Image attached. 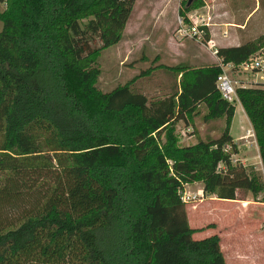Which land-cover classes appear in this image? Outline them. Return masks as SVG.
I'll use <instances>...</instances> for the list:
<instances>
[{"label": "trees", "instance_id": "16d2710c", "mask_svg": "<svg viewBox=\"0 0 264 264\" xmlns=\"http://www.w3.org/2000/svg\"><path fill=\"white\" fill-rule=\"evenodd\" d=\"M3 1L0 214L17 211L0 219V264H225L216 233L192 237L202 227L188 224L180 197L192 181L225 200L264 190L252 165L231 162L220 65L168 67L178 78L153 99L129 82L102 91L97 50L120 38L133 0ZM263 44L260 34L215 55L236 65ZM234 93L264 174V82ZM200 105L202 120L223 118L219 134L180 144L176 120Z\"/></svg>", "mask_w": 264, "mask_h": 264}, {"label": "rangeland", "instance_id": "374dc122", "mask_svg": "<svg viewBox=\"0 0 264 264\" xmlns=\"http://www.w3.org/2000/svg\"><path fill=\"white\" fill-rule=\"evenodd\" d=\"M185 6L187 9H184ZM3 7L4 1L0 0V10ZM182 10L184 14L180 13ZM195 19L199 23L207 22L208 25L204 26L207 36H221L222 42L255 39L260 34L264 35V0H133L120 38L97 50L96 87L105 91L129 82L134 90L145 93L148 99L167 94L169 85L178 78V74L168 67L180 63L197 66L212 59L213 55L208 49L183 33L185 25ZM253 54L262 60V67H230L229 75L235 77L241 74L249 78L254 71L264 70V44ZM142 69H148V72L139 74ZM238 69H242L243 73ZM232 104L235 112L230 131L234 136L238 131H244L247 135L249 125L244 118L245 113L243 115L239 110L236 98ZM204 110V106L200 105L197 114L176 120L174 128L180 144L219 134L223 118L202 121L201 113ZM235 147L236 151L230 153L231 162L252 165L263 178L252 135L238 139ZM218 167H223L222 163ZM185 184H182L183 191L189 194L198 192L199 181L188 188ZM238 196L242 199L225 200L212 194L202 197L195 195L194 200L184 202L188 224L191 227H202L194 231L192 237L200 238L216 233L226 264L232 263V247L246 252L254 251L260 258L264 257V190L255 197L241 191ZM5 208L6 212L0 214L2 221H7L17 211L16 207Z\"/></svg>", "mask_w": 264, "mask_h": 264}, {"label": "crops", "instance_id": "0c3cea01", "mask_svg": "<svg viewBox=\"0 0 264 264\" xmlns=\"http://www.w3.org/2000/svg\"><path fill=\"white\" fill-rule=\"evenodd\" d=\"M215 43V46H221V45H230V44H237L239 42H222V39L223 37L219 36V37H211ZM219 42V43H218ZM218 44V45H217ZM202 45V44H201ZM203 46V45H202ZM204 47V46H203ZM212 59L209 60V61H205L203 63H201V65H204V64H210V63H218L221 67V71H223L227 77L231 80L232 84L234 85H249V84H252V82H264V78L262 77V70H258V71H254V73L250 74V77L248 78L247 75H241V74H237L235 77H232L231 75H229L228 71H229V68L230 67H240L239 64H236V65H233L232 63L230 62H227V63H220L218 57L214 54H212ZM243 69V68H242ZM242 69H238V71H240L241 73H243V70ZM245 73V72H244ZM263 73H264V70H263ZM245 78H248L246 79L245 81ZM248 80L251 82H248ZM237 100V98H236ZM238 101V100H237ZM238 104H239V110L242 111L243 115H244V111L238 101ZM234 112H235V106H234V110H233V114H232V117H231V120H230V124H229V134L231 135L232 137V140L234 142H236L238 139H241V138H245L246 136L249 135H252V138L254 140V136H253V133H252V129H251V126H250V123L248 121V125H249V132L247 133H244V131H238L237 134L234 136L232 134V132L230 131L231 129V125H232V118H233V115H234ZM244 118L248 120V118L246 117V115H244ZM204 121V120H202ZM245 130V129H244ZM254 146L256 148V151H257V145H256V142L254 140ZM257 155H258V151H257ZM258 159H259V156H258ZM193 183H198V181H192V182H188L186 183V188H188V186H190L191 184ZM200 184L198 185V192L196 191H193L195 192L196 194H199L201 193V182H199ZM187 218V221H188V217L186 216ZM193 233V232H192ZM220 246V245H219ZM223 255V254H222ZM263 257V256H262ZM260 258V255L256 254L254 251H250V252H246L244 250H242L241 248L239 249H236L234 247L231 248V255H230V258L232 259V263L231 264H264V257L263 258ZM224 258V257H223ZM225 261V260H224ZM226 264V262H225Z\"/></svg>", "mask_w": 264, "mask_h": 264}, {"label": "built area", "instance_id": "2783aa9c", "mask_svg": "<svg viewBox=\"0 0 264 264\" xmlns=\"http://www.w3.org/2000/svg\"><path fill=\"white\" fill-rule=\"evenodd\" d=\"M206 25H208L207 22L203 21L199 23L195 19L193 21H190L187 25H185V28L183 29V33L199 41L206 49H208L212 54H214L216 51V46L213 39L211 37L208 36L206 37L204 35L206 31L204 26ZM261 61L262 60L257 59V56H254V54H252L247 59L241 61L238 64L243 69L260 68L262 67ZM262 77L264 78L263 70H262ZM214 83L221 97H223L224 99L230 102H232L233 99L236 98L234 93V85L223 71L219 72L216 75ZM246 132H249V129H246ZM195 195H201V197L203 196L202 192L199 194L196 193L189 194L186 191H183L182 189L180 191V197L183 202L194 200L196 198Z\"/></svg>", "mask_w": 264, "mask_h": 264}, {"label": "water", "instance_id": "95a60500", "mask_svg": "<svg viewBox=\"0 0 264 264\" xmlns=\"http://www.w3.org/2000/svg\"><path fill=\"white\" fill-rule=\"evenodd\" d=\"M190 0H187V2H189Z\"/></svg>", "mask_w": 264, "mask_h": 264}]
</instances>
